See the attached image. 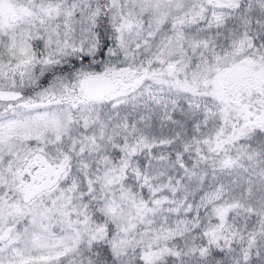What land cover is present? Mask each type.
Masks as SVG:
<instances>
[{
  "label": "snow or ice",
  "instance_id": "obj_1",
  "mask_svg": "<svg viewBox=\"0 0 264 264\" xmlns=\"http://www.w3.org/2000/svg\"><path fill=\"white\" fill-rule=\"evenodd\" d=\"M0 264H264V0H0Z\"/></svg>",
  "mask_w": 264,
  "mask_h": 264
}]
</instances>
